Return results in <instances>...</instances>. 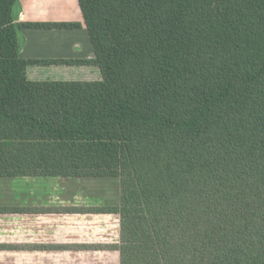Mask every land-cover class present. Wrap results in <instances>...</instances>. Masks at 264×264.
<instances>
[{"label": "trees", "instance_id": "16d2710c", "mask_svg": "<svg viewBox=\"0 0 264 264\" xmlns=\"http://www.w3.org/2000/svg\"><path fill=\"white\" fill-rule=\"evenodd\" d=\"M78 1L93 59L21 58V28L79 23H19L18 0H0V176L120 179L118 205L49 209L118 213L119 243L45 247L264 264V0ZM40 64L102 78L30 81Z\"/></svg>", "mask_w": 264, "mask_h": 264}, {"label": "crops", "instance_id": "0c3cea01", "mask_svg": "<svg viewBox=\"0 0 264 264\" xmlns=\"http://www.w3.org/2000/svg\"><path fill=\"white\" fill-rule=\"evenodd\" d=\"M14 16L15 21L19 23H79V26L70 28H21L19 30L21 58L87 60L95 57L78 0H18ZM27 77L33 82L97 81L102 78L100 69L93 64L32 65L27 68ZM44 164L40 167H44ZM50 165L56 167L57 164ZM92 166L98 165L92 162ZM120 190V179L117 176L62 174L0 176V207L24 209L17 212H0V245L21 246L0 249V264H114L113 258L120 264L119 250L45 247L119 243L121 220L118 213H78L49 209L115 206L120 202ZM97 216L102 219H108L110 216L118 218L119 230L115 241H101L98 240L99 236L93 241L92 236L86 235V232H91L86 231L88 228L68 224L71 219L78 221L81 218L93 219ZM101 230L106 233L108 227L103 226ZM71 233L84 234L80 238L84 240H71L69 237Z\"/></svg>", "mask_w": 264, "mask_h": 264}, {"label": "rangeland", "instance_id": "374dc122", "mask_svg": "<svg viewBox=\"0 0 264 264\" xmlns=\"http://www.w3.org/2000/svg\"><path fill=\"white\" fill-rule=\"evenodd\" d=\"M97 217H95V218L93 217V219L85 217V218H81V220H78V221H77V219H74V220L71 219V222L69 221L68 224L74 225V226L78 225V226H81L84 228H88L86 231H91V232H89V233L86 232V235L92 236L93 241H95L94 239H96L97 236L100 237L98 240H101V241H103V240L115 241L117 232L119 230L118 218L116 216H113L115 218L110 216V218H108V219L99 218L100 216H97ZM89 219H91V220H89ZM103 226L108 227V230L106 233H104L101 230V227H103ZM90 228L92 230H90ZM72 233L69 234V237L71 240H77V239L84 240V239H80L83 237L82 235H84V234H81V233L72 234ZM101 236L106 237L107 239H103ZM109 260H111V258H109ZM113 260H114V264H117V261H115L114 258H113Z\"/></svg>", "mask_w": 264, "mask_h": 264}]
</instances>
